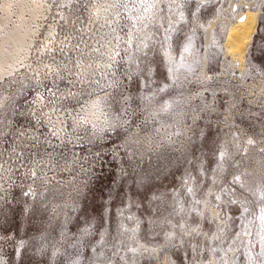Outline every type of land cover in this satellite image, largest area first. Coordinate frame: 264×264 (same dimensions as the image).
<instances>
[{"label":"rangeland","instance_id":"1","mask_svg":"<svg viewBox=\"0 0 264 264\" xmlns=\"http://www.w3.org/2000/svg\"><path fill=\"white\" fill-rule=\"evenodd\" d=\"M46 1L0 76V264H264V0Z\"/></svg>","mask_w":264,"mask_h":264},{"label":"bare ground","instance_id":"2","mask_svg":"<svg viewBox=\"0 0 264 264\" xmlns=\"http://www.w3.org/2000/svg\"><path fill=\"white\" fill-rule=\"evenodd\" d=\"M0 10V76H4L35 59L39 43L51 40L58 26L49 14L51 6L46 0H4ZM259 12L249 5L231 23L227 49L234 59L245 60L246 48L257 30ZM93 108H89L92 119L101 121L102 108Z\"/></svg>","mask_w":264,"mask_h":264},{"label":"snow or ice","instance_id":"3","mask_svg":"<svg viewBox=\"0 0 264 264\" xmlns=\"http://www.w3.org/2000/svg\"><path fill=\"white\" fill-rule=\"evenodd\" d=\"M144 6H145L144 4H141V7H144ZM147 6H148V7H152L151 4H149V5H147ZM149 71H151V69H149ZM249 142H251V141H249ZM224 156H225L224 153H222L221 156H220V161H221V162L218 164V169H219L220 171H224V166H223V163H222V161H223V159H224ZM238 182H239V177H235V178L233 179V181H232V183H238ZM240 187L243 188V184H242V183H240ZM189 191H191V189H189ZM221 191L227 192L228 189H222ZM261 198L264 199V193H262ZM220 199H221V197H220L219 195H216V196H215V200H216L217 202H218ZM198 203H199V202H198ZM229 203H237V201L230 200ZM217 207H219V204H217ZM243 211H244V212H248L249 209H248L247 207H244V208H243ZM259 219H260V221H261V229H262V232H264V207H262V208L260 209ZM262 240H264V236H262Z\"/></svg>","mask_w":264,"mask_h":264}]
</instances>
